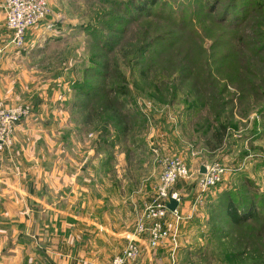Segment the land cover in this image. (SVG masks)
Segmentation results:
<instances>
[{"label": "rangeland", "instance_id": "rangeland-1", "mask_svg": "<svg viewBox=\"0 0 264 264\" xmlns=\"http://www.w3.org/2000/svg\"><path fill=\"white\" fill-rule=\"evenodd\" d=\"M125 1L47 0L52 29L39 27L23 49L0 55V97L30 107L11 147L0 151V211L1 203H39L45 195L70 199V181L85 185L84 169L100 171L107 157L126 203H137V185H158L165 158H181L190 178L173 190L193 203L199 168L219 162L229 175L200 203V222L178 227L176 263L264 264V3L230 24V15L220 22L230 0H155L151 17L132 21ZM114 15L123 17L115 30L124 34L108 50L110 34L94 30ZM103 59L104 81L94 73L86 79L84 70ZM81 83L106 91L84 97ZM105 115L112 123L103 131ZM219 122L227 125L225 142L209 150L205 141ZM223 189L251 196L257 219L228 229L217 211L212 225L208 201ZM110 196L117 203V193Z\"/></svg>", "mask_w": 264, "mask_h": 264}, {"label": "crops", "instance_id": "crops-1", "mask_svg": "<svg viewBox=\"0 0 264 264\" xmlns=\"http://www.w3.org/2000/svg\"><path fill=\"white\" fill-rule=\"evenodd\" d=\"M2 3L0 45L4 43L5 47L9 35L3 27ZM0 100L6 101L2 97ZM19 127L20 123L16 129ZM99 170L84 169L85 185L83 181L80 185L70 181V199L53 202L45 195L39 203H1L5 206L0 211V264H110L130 240L142 250L134 264H177L178 245L173 246L167 239L158 247L149 248L146 234L135 233L137 219L154 199L156 186L137 185V203H126L122 195L125 186L120 185V179L111 177L106 167ZM46 176L45 173L42 180L49 184ZM111 192L117 193V203L111 201ZM207 195L197 201L195 193L193 203H180L182 219L178 227L185 228L195 219L200 222V203H206ZM165 223L172 232L175 223L171 217ZM178 227L177 238L181 233Z\"/></svg>", "mask_w": 264, "mask_h": 264}, {"label": "built area", "instance_id": "built-area-1", "mask_svg": "<svg viewBox=\"0 0 264 264\" xmlns=\"http://www.w3.org/2000/svg\"><path fill=\"white\" fill-rule=\"evenodd\" d=\"M3 27L8 33L7 44L0 48V55L11 46L21 50L25 47L28 35L36 29L50 30L52 22H48L49 6L47 0H3ZM30 115V107L26 103L7 104L0 100V151L8 149L13 144L16 127ZM226 165L219 162L205 166V173L195 179L197 201L225 182L229 175ZM190 172L179 157H167L163 161V169L156 186L154 199L143 208L142 215L137 219L135 233L146 234L149 248L158 247L169 239L177 246V227L182 219L179 205L182 202L178 192L173 190L178 181H186ZM173 199L177 208L170 211L167 203ZM171 217L175 223L174 230L169 232L165 221ZM142 250L134 240H130L126 248L112 258L110 264H134L138 261Z\"/></svg>", "mask_w": 264, "mask_h": 264}, {"label": "trees", "instance_id": "trees-1", "mask_svg": "<svg viewBox=\"0 0 264 264\" xmlns=\"http://www.w3.org/2000/svg\"><path fill=\"white\" fill-rule=\"evenodd\" d=\"M219 1H222V0H214L213 1L214 6L217 5ZM230 1L231 2L227 3L225 7L221 10V15L222 17H225V19L220 20V22H225V20L228 18L229 15L231 16V20L229 21L230 24H233L238 21L244 22L251 14L249 9L252 10L255 7L262 8V4H257L258 0H256L255 3H253L252 7H249V5H247L248 0H244L243 1L244 3H242L241 0H230ZM234 1H236L235 8L237 10H234V5H233ZM261 2L264 3V0H261ZM123 3H126V7L123 13L129 20L132 21V18L134 19L137 18L138 20L142 17H151L152 15L149 14L148 8L149 6H152V7L155 6L156 1L155 0H127ZM213 11H214V7H213ZM119 18L123 19L121 15L112 16V22L109 24V26L100 24L103 22V19H101L99 23V27H100L99 29L97 28V26H95L96 24L94 25V27L97 28L96 30H94L95 31L94 34L96 33L101 34L103 31H107L110 34V38L106 40L108 41L107 43L109 45H105V47H107L108 50H112V48L115 47L116 44H118V40L124 34V32L119 33L115 30V25L121 24L120 21H116L117 19L119 20ZM117 34L119 35V37ZM102 38L106 39L105 37H102ZM259 43H260L259 54H262L264 52V39L261 38ZM94 58L96 59V57ZM89 73H94L93 79L100 78L101 80L104 81V78L107 77L106 76V73H107L106 59H103L101 62H95L93 67L86 68L84 70L86 79L88 78ZM100 84L101 83L97 85L95 83L96 87L93 89H90L87 86H83V83H81L78 86V90L82 96L92 97L94 95L101 94V93H104V91H106V87L103 86V84L101 85ZM122 94H125V93L123 92ZM110 108L112 109V107ZM113 113L115 115H118L117 110L113 111ZM109 118H110L109 115H105L101 121L102 123L101 129L103 131L109 125V123H112L111 121H109ZM120 124H122L121 121H116L114 126L117 129H119L118 125ZM217 124H218L217 127L211 132L210 137L205 141V146L209 150H215V149H219L220 147H222L225 142L226 136H227V125H225L222 122H219ZM119 130H121L123 134H126L128 132V127L123 126L122 129H119ZM105 151L106 150H104V152ZM107 159H106V162H103L101 167H106ZM233 192L234 191L223 189L220 191V193L215 194L214 197H211L209 199L208 204H210V206L208 208V212H210V215H211L212 225L216 224V222H214L215 217H213L212 215L214 213L217 214V211H220L223 214L222 218L220 217L221 223L225 225L228 229H236V227L241 226L242 224L246 222L257 219V213H255L256 206H255V203L252 201L251 196L242 195L241 197H238V195L235 192L234 193ZM211 202H216V203H211ZM228 258L230 261L231 256H229Z\"/></svg>", "mask_w": 264, "mask_h": 264}, {"label": "water", "instance_id": "water-1", "mask_svg": "<svg viewBox=\"0 0 264 264\" xmlns=\"http://www.w3.org/2000/svg\"><path fill=\"white\" fill-rule=\"evenodd\" d=\"M205 173V166L201 165L199 168V174ZM167 208L172 212L177 208V202L173 199H170V201L167 203Z\"/></svg>", "mask_w": 264, "mask_h": 264}]
</instances>
